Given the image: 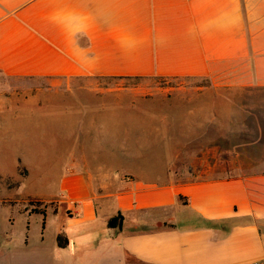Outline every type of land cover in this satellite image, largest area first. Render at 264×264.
<instances>
[{
    "label": "crops",
    "instance_id": "crops-1",
    "mask_svg": "<svg viewBox=\"0 0 264 264\" xmlns=\"http://www.w3.org/2000/svg\"><path fill=\"white\" fill-rule=\"evenodd\" d=\"M0 76L156 80L120 89L152 102L73 107L83 168L60 179L59 219L0 264H49V235L54 264L264 259V0H0Z\"/></svg>",
    "mask_w": 264,
    "mask_h": 264
},
{
    "label": "rangeland",
    "instance_id": "rangeland-1",
    "mask_svg": "<svg viewBox=\"0 0 264 264\" xmlns=\"http://www.w3.org/2000/svg\"><path fill=\"white\" fill-rule=\"evenodd\" d=\"M51 82L0 76V262L11 255L21 260L25 254L24 236L39 232L51 219H59L54 213L63 206L64 198L58 190L60 179L67 172L83 168L79 153H73V140L77 137L74 129L62 127L65 119L71 122L73 107L78 102L156 100L152 92L132 97L120 90L128 87L153 89L156 80L152 79L83 80L80 90L58 89ZM64 108L69 109V114ZM45 114L48 121L43 120ZM29 116H33V127L27 126ZM101 146L98 158L104 160L110 147ZM155 146L152 143L143 145L149 153ZM88 160L90 165H95L96 158ZM50 238V235L45 237L42 249L49 253V264H54L57 256ZM19 260L18 263H23Z\"/></svg>",
    "mask_w": 264,
    "mask_h": 264
},
{
    "label": "trees",
    "instance_id": "trees-1",
    "mask_svg": "<svg viewBox=\"0 0 264 264\" xmlns=\"http://www.w3.org/2000/svg\"><path fill=\"white\" fill-rule=\"evenodd\" d=\"M122 222V216L120 213H117L116 215H113L109 218H107L106 224L109 228H120ZM58 245L62 246L63 243L61 242V238L58 236Z\"/></svg>",
    "mask_w": 264,
    "mask_h": 264
},
{
    "label": "built area",
    "instance_id": "built-area-1",
    "mask_svg": "<svg viewBox=\"0 0 264 264\" xmlns=\"http://www.w3.org/2000/svg\"><path fill=\"white\" fill-rule=\"evenodd\" d=\"M244 264H264V259H256V260L246 262Z\"/></svg>",
    "mask_w": 264,
    "mask_h": 264
}]
</instances>
